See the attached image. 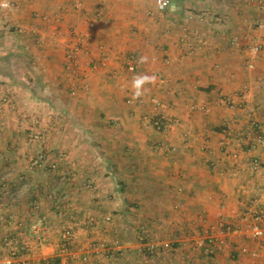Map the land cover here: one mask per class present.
Returning <instances> with one entry per match:
<instances>
[{"label":"crops","instance_id":"1","mask_svg":"<svg viewBox=\"0 0 264 264\" xmlns=\"http://www.w3.org/2000/svg\"><path fill=\"white\" fill-rule=\"evenodd\" d=\"M14 1L17 10L0 12V98L10 94L15 102V111L4 107L0 119V183L6 191L0 214H14L19 226L0 230V264L10 257L4 241L20 239L33 220L34 203L47 217L48 240L29 264L63 260L57 240L65 225L75 232L67 264H85L80 256L95 244L103 248L88 264H264V254L240 253V246L253 248L252 242L224 234L237 222L240 202L259 189L247 160L264 161V152L241 154L236 161L226 157L223 132L237 134L246 115L219 99L223 94L239 102L246 90V107L264 124V59L248 69L241 53L256 36L252 23L264 16L247 0H170L172 8L160 15H154L155 0ZM18 27L25 33L18 34ZM184 30L197 31L204 41L190 56L180 50ZM78 37L89 55L81 52L68 68L66 52ZM98 46L105 50V65ZM132 56L140 62L135 72L126 69ZM82 83L87 89L73 91ZM137 91L145 105L128 106L126 97ZM154 97L165 105L159 113L180 125L162 133L142 125ZM193 104L210 111L190 112ZM20 114L40 119L42 143L72 183L61 184L47 170H28L38 147L28 143ZM88 181L95 192L84 189ZM56 195L65 196L64 216L55 209ZM142 225L177 251L144 255L136 234ZM197 232L222 243L214 258L192 245ZM116 239L129 249L105 251Z\"/></svg>","mask_w":264,"mask_h":264},{"label":"built area","instance_id":"2","mask_svg":"<svg viewBox=\"0 0 264 264\" xmlns=\"http://www.w3.org/2000/svg\"><path fill=\"white\" fill-rule=\"evenodd\" d=\"M70 2H76V0H70ZM252 4L257 11L264 16V0H247ZM18 4L14 0H0V12L4 15H8L14 10L18 9ZM172 8L170 0H155V13L154 15H160ZM206 15L200 17V21H203ZM46 18L44 17L43 20ZM89 26L93 25L92 21L88 23ZM251 29L256 32L255 38L247 45L242 47L241 53L245 57L246 67L253 69L256 59L262 57L264 59V17L257 18L251 25ZM18 34H24L23 28H16ZM262 34V35H261ZM84 38L76 40L74 45L66 52V59L68 62V68L75 66L76 57L82 52L85 55H89L88 50L84 47ZM236 44V39L233 40ZM180 50L182 56H190L195 53L198 46L203 45L204 41L197 31L184 30L180 38ZM98 50L101 53L100 63L105 65L106 56L103 46H98ZM139 60L132 56L129 58L126 64V69L129 72H135L138 69ZM84 81L86 76L81 77ZM160 83H167L165 78H160ZM87 89V84L74 88ZM137 92H130L125 99V103L130 107H141L146 103V99L142 94H136ZM239 102H235L234 99L220 94L219 99L221 103H224L228 108L234 110L245 111V125L239 130V132L233 135L232 131L225 129L223 132L225 135L222 146L225 148L226 157L230 160H238L241 154L262 150L264 152V124L260 123L254 116H252L253 110L247 108L246 104L249 102L248 92L242 91L239 94ZM152 114H143L141 123L145 127H151L154 131L162 133L169 131L180 125V121L177 118H167L159 113V110L164 108V103L154 97L149 100ZM11 111H15V102L10 94H5L0 98V119L1 113L4 107ZM190 112L201 111L205 114L209 113V108L206 105L193 104L190 107ZM20 127L23 129L27 141L38 147L37 153L29 158L27 167L30 171L47 170L50 173H54L59 177V180L63 181V184L72 183V177L66 172L59 169L57 160H55L52 152L45 149L42 139L44 136V130L40 126V119L35 115H22L17 118ZM235 120L239 121V118ZM186 138L187 134H183ZM175 150V148H171ZM247 170L252 177L258 178L259 189H255L251 196H249L248 202H240L239 216L234 226H228L224 230L226 237H232L238 240L250 241L254 247L251 248L247 245L240 246L241 254H248L252 257H258L264 251V203L262 197L264 195V161L258 157H252L247 160ZM87 191L95 192L96 186L92 181H88L83 185ZM6 191L0 183V209L3 206V199L5 198ZM65 196H55L54 206L59 216H64L63 202ZM245 200V199H244ZM39 204L34 203L31 207L30 216L32 222L21 230L18 234L20 239H7L4 241L5 249L10 253L9 260L6 264H29L30 257L34 255V252H38L46 245L48 240L47 229V217L39 213ZM104 222L110 223L112 221L111 215H105L103 217ZM88 226H92L95 223L93 218H87L85 222ZM16 225L19 226L18 221L15 219L14 214L9 212L0 214V230L5 226ZM137 244L139 250L148 257H157L164 254H174L178 247L168 240H163L158 237L147 226H139L136 229ZM75 239L74 229L65 225L62 227L57 247L58 258H61V262L57 264H67L68 258L73 257V253L70 247ZM191 243L194 247L198 248L201 253L208 259H212L221 250L222 243L213 235L205 234L201 235L197 232L191 239ZM19 244L20 247L16 245ZM100 245H94L90 250L91 252H84L80 256L81 262L88 264L91 261V255L98 252ZM129 247L125 246L119 240H114L111 246L104 247L107 252H123L127 251ZM51 264V263H49ZM209 264V263H204Z\"/></svg>","mask_w":264,"mask_h":264},{"label":"rangeland","instance_id":"3","mask_svg":"<svg viewBox=\"0 0 264 264\" xmlns=\"http://www.w3.org/2000/svg\"><path fill=\"white\" fill-rule=\"evenodd\" d=\"M59 181H60L61 184H63V181H61V180H59ZM64 200H65V199H64ZM247 200H249V197H247V198L244 200V202H245V203L248 202ZM2 201H3V203H4V202H5V198H4ZM262 202H263V201H262ZM19 233H20V232H19ZM19 233H18V234H19ZM234 240H236V239L234 238ZM57 241H58V240H57ZM95 245H98V244H95ZM16 246H17V247H20L21 245L19 246V244H17ZM93 246H94V245H92V247H93ZM2 248L5 249V246L2 245ZM70 250H71V247H70ZM261 254H264V251H263Z\"/></svg>","mask_w":264,"mask_h":264},{"label":"clouds","instance_id":"4","mask_svg":"<svg viewBox=\"0 0 264 264\" xmlns=\"http://www.w3.org/2000/svg\"><path fill=\"white\" fill-rule=\"evenodd\" d=\"M143 81H144V78H140L139 80L136 81L137 88H139V85H140ZM136 94L139 95V91H137Z\"/></svg>","mask_w":264,"mask_h":264},{"label":"trees","instance_id":"5","mask_svg":"<svg viewBox=\"0 0 264 264\" xmlns=\"http://www.w3.org/2000/svg\"><path fill=\"white\" fill-rule=\"evenodd\" d=\"M55 264H57V263H55Z\"/></svg>","mask_w":264,"mask_h":264}]
</instances>
